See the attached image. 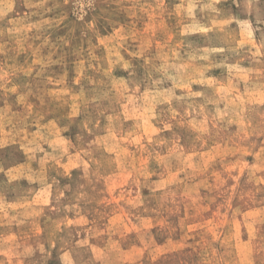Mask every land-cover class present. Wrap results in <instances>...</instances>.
<instances>
[{
	"label": "rangeland",
	"instance_id": "374dc122",
	"mask_svg": "<svg viewBox=\"0 0 264 264\" xmlns=\"http://www.w3.org/2000/svg\"><path fill=\"white\" fill-rule=\"evenodd\" d=\"M0 264H264V0H0Z\"/></svg>",
	"mask_w": 264,
	"mask_h": 264
}]
</instances>
